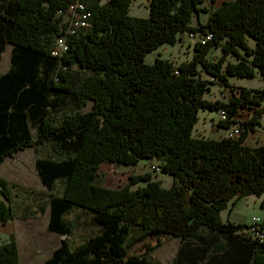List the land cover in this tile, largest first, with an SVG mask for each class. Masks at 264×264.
<instances>
[{"label": "trees", "instance_id": "1", "mask_svg": "<svg viewBox=\"0 0 264 264\" xmlns=\"http://www.w3.org/2000/svg\"><path fill=\"white\" fill-rule=\"evenodd\" d=\"M73 1L18 0L4 19L12 57L0 75V165L26 148L48 146L57 157L37 160L41 184L49 191L64 185L61 197L49 198L48 230L65 238L45 264H157L152 254L162 242L141 254L129 250L149 236L183 242L175 264H264V245L241 234L247 226L221 217L232 201L264 195V146L245 145L261 127L264 87L229 82L257 73L264 79V0L225 1L218 8L216 0H151L146 19L131 17L133 0H86L89 26L68 38L64 57H53L66 28L60 11ZM8 2L0 0L1 11ZM196 17L199 26H193ZM206 31L212 38L196 43L191 61L176 66L159 57L146 64L150 53L175 47L182 34ZM212 84L229 88L231 98L205 99ZM88 102L93 107L83 112ZM221 109L228 120L219 128L239 122L242 135L195 137L200 111ZM142 160H157L155 170L172 176V187L164 189L149 172L130 176L119 189L100 185L102 164L136 167ZM12 197L10 183L0 178V225L14 218ZM75 208L94 214L101 231L72 247L65 216ZM17 243L11 235L0 245V264H21Z\"/></svg>", "mask_w": 264, "mask_h": 264}, {"label": "rangeland", "instance_id": "2", "mask_svg": "<svg viewBox=\"0 0 264 264\" xmlns=\"http://www.w3.org/2000/svg\"><path fill=\"white\" fill-rule=\"evenodd\" d=\"M151 0H133L131 5V17H139V19H146L150 16L149 2ZM217 7H220L225 1L231 0H216ZM104 0L103 3H106ZM215 7V6H213ZM199 17L194 18L193 24L199 26ZM206 15L200 19L201 23H206ZM248 44L251 47L256 46V42L248 38ZM195 41H191L188 34H183L182 40L175 46L164 45L156 52L150 53L146 58V64H154L156 60L161 57L168 59L170 62L179 65L181 63L189 62L193 57V49L195 48ZM12 55V48L8 49L5 54L4 62L1 67V72L5 73L10 67V58ZM219 52L212 54L213 58H218ZM231 63H236L235 57H229ZM204 78L211 79L204 75ZM233 87L237 85L245 86L250 89H262L264 87V79L260 73H257L253 79H245L233 77L230 81ZM232 96V91L229 88L218 84L211 85V92L205 95V99L209 101L227 102ZM93 107L92 102H88L87 106L82 108L83 112L91 111ZM245 114L239 121L245 122L247 119ZM219 115L213 111H200L199 123L194 129V136L199 138V132L204 128L209 136L213 138L211 126L214 124L219 128ZM264 132V120L261 127L257 128ZM199 130V131H198ZM214 131V130H213ZM212 133V134H211ZM34 137L37 136V131H33ZM57 154L48 146L38 147L32 149H25L9 157L2 165H0V178L8 180L12 189L13 197L11 206L14 209V218L6 225H0V245L9 242L11 235L17 239V245L20 254L21 264H45L53 251L61 245L65 237L58 236L48 229L51 208L49 206L50 196L61 197L64 193V185L62 182L55 183L53 190L49 191L42 186L40 176L36 170V162L38 159L56 158ZM153 164H157V160H153ZM156 166V167H157ZM160 169V168H157ZM152 166V160H142L136 167L119 166L116 164H102L99 171V183L107 189H119L124 185L130 183V176H138L149 172L150 175L162 183L164 189H169L173 185V177L158 172ZM136 189L137 186H132ZM261 202L256 196H249L240 199L236 207V211L248 221L250 219L264 217V209L261 208ZM92 213H88L82 209L75 208L72 212L66 214V221L71 224V235L69 240L72 247H77L85 241H88L93 236L101 231V228L93 223ZM226 217V216H225ZM234 215H232V218ZM138 231L133 232L130 237L132 240L136 239ZM135 235V237H134ZM134 237V238H133ZM162 245L153 251L152 257L157 264H175L178 257V252L184 245L178 238H162L161 241L152 236L139 240L136 244L130 247L131 254H141L151 246L154 247L158 243Z\"/></svg>", "mask_w": 264, "mask_h": 264}, {"label": "built area", "instance_id": "3", "mask_svg": "<svg viewBox=\"0 0 264 264\" xmlns=\"http://www.w3.org/2000/svg\"><path fill=\"white\" fill-rule=\"evenodd\" d=\"M60 15L66 19V28L61 29L60 36L56 38L54 47L51 49V55L53 57L62 58L68 51V38L74 35H78L81 30L87 28L90 24L89 20L92 13L88 10L86 0H74L69 7L60 11ZM188 37L195 43L206 45L211 40L212 35L209 31L204 33H190ZM228 111L221 109L218 111L220 122L228 120ZM226 135L229 139H236L242 135V125L239 122H235L231 127L226 128ZM159 172L160 169H157ZM247 227L241 231V234L246 239L255 241L259 245H264V217L254 218Z\"/></svg>", "mask_w": 264, "mask_h": 264}, {"label": "crops", "instance_id": "4", "mask_svg": "<svg viewBox=\"0 0 264 264\" xmlns=\"http://www.w3.org/2000/svg\"><path fill=\"white\" fill-rule=\"evenodd\" d=\"M17 4H18V0H9L8 4L5 7H3V10L1 11V9H0V75L4 74V73L1 72V67H2V64L4 62L5 54L8 51V49L12 48V46L7 41L8 24L6 23V21L4 19L10 17L12 15V13L15 12V10L17 9ZM214 5H215V7H217L216 6L217 3H215ZM7 9H9V10H7ZM193 26H195V25H193ZM181 36H183V34ZM11 57H12V55H11ZM230 81H231V78H230ZM236 87L237 88H242V87H245V86L237 85ZM247 89H250V88H247ZM263 120H264V116L261 119V124H262V121ZM215 127H217V126L214 125V124L211 126V129L210 130H212V132H213V134L211 133L212 136H213V138L209 136L210 139H212V140H221L222 138L226 137V131H225L224 128H217L216 129ZM195 129H196V126H195ZM200 129L201 130L200 131L198 130V131L201 132L202 134H199V138L208 139L207 131L203 127L200 128ZM245 145L248 146V147H251V148H256V147L259 148V147L264 146V132H261V131H259L256 128V130L254 132H251L249 134V136H248V138L246 140ZM152 166L153 167L157 166V164H153V160H152ZM240 199H237V200L232 201L230 204H228V206L226 207V209H224L221 212L222 221L225 224L246 226L254 218H256V217H254L253 219H250L248 221H245V219L243 217H241L240 214H238L237 212H235L236 211L235 209H236L237 205L239 204ZM257 199L259 201H262L263 202L264 195L261 198H257ZM262 202H261V204H262ZM232 215H234L233 218H232Z\"/></svg>", "mask_w": 264, "mask_h": 264}]
</instances>
